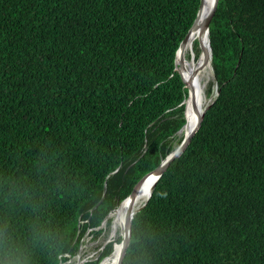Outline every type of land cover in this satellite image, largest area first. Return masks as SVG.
I'll list each match as a JSON object with an SVG mask.
<instances>
[{"label": "trees", "instance_id": "trees-1", "mask_svg": "<svg viewBox=\"0 0 264 264\" xmlns=\"http://www.w3.org/2000/svg\"><path fill=\"white\" fill-rule=\"evenodd\" d=\"M199 1L0 0V264H72L177 148ZM209 41L218 95L121 264H264V0H218Z\"/></svg>", "mask_w": 264, "mask_h": 264}, {"label": "bare ground", "instance_id": "bare-ground-1", "mask_svg": "<svg viewBox=\"0 0 264 264\" xmlns=\"http://www.w3.org/2000/svg\"><path fill=\"white\" fill-rule=\"evenodd\" d=\"M212 1L213 0H202V7L200 9L199 17L196 19L195 23L191 28L189 35L186 37L182 46L178 50L177 60L175 64L176 71L182 73V75H184L186 78H188V76L194 73V76L192 78L193 90L195 94V104L199 110H202L205 106H207L215 97V92L213 90V86L211 85L212 71L210 70L208 65L200 66L202 62V57H200V46L198 43L199 23L202 20L203 16L210 9ZM210 86H211V91H210L211 95L208 98L205 94L206 91L209 90ZM185 105H186L185 116L187 119V125L189 126V128H191L195 124L196 115L191 110L190 101L185 102ZM185 133H186V129L184 128L180 134L181 137H183ZM149 188H150V179L146 180L142 184L134 204L135 209L140 207L146 201L149 195ZM126 208H127V202L125 201L122 204H120L113 213L109 215L107 220L102 225V228L104 229L106 234V239L109 243L110 242L115 243V238L117 237V235H121L124 232L126 225ZM118 244L115 250L113 251L112 255L101 264H118L117 257L121 247V243L119 245ZM81 254L82 253H80L78 257H75L72 260V264L86 263L89 257L82 258Z\"/></svg>", "mask_w": 264, "mask_h": 264}, {"label": "water", "instance_id": "water-1", "mask_svg": "<svg viewBox=\"0 0 264 264\" xmlns=\"http://www.w3.org/2000/svg\"><path fill=\"white\" fill-rule=\"evenodd\" d=\"M217 1L218 0H213L210 9L207 11V13L203 16L202 20L199 23V28H198V37H199V46H200V57H202V62L200 66H206L208 65L210 70L212 71V75H211V79H212V86H213V90L215 92V97L218 95V88H217V82H216V78L215 75L213 73V69H212V65H211V46H210V41H209V23L214 15L216 6H217ZM202 7V0L199 1V6H198V10L196 12V16L195 19L191 25V27L189 28L187 34L185 35V37L183 38V40L180 42L176 53H175V58H174V65L176 64V60H177V54H178V50L180 49V47L182 46L183 42L185 41L186 37L189 35L191 28L193 26V24L195 23L196 19L199 17V13H200V9ZM176 70V68H175ZM178 72V71H177ZM181 76L182 74L180 72H178ZM193 76L194 73H192V75L188 76V78L185 80L186 82V88H187V96L186 99L184 100L183 104L185 105V102L190 101V105H191V110L192 112L196 115V121L195 124L189 128V126L187 125V119L184 113V118H185V124L182 126V128L176 133L178 138L181 137V132L182 130L185 128L186 129V133L185 135L181 138V142L180 144L177 146V148L175 150H173L171 153H169L164 159H162L161 163L158 165V167H156L153 171H151L150 173H148L147 175H145L137 184V186L134 188V190L127 196L126 199H124L120 204H122L123 202H127V208H126V225H125V229L123 234L120 235L121 237V247L118 253V257H117V261L118 264L122 263V260L125 256L126 250L128 248L129 242H130V237H131V224H132V220L133 217L142 209L145 207V205L147 204L148 200L151 197V194L153 192V189L156 185V183L159 181V179L161 178V176L163 175V173L166 171V169L169 167V165L171 164V162H173L175 159L179 158L180 155L185 151V149L187 148V146L190 144L191 139L193 138V136L195 135V133L197 132V130L199 129V126L203 120V116L205 111L207 110V108L210 107V105L213 103L214 99L207 105L205 106L202 110H199L196 107L195 104V94H194V90H193ZM185 110H186V105H185ZM120 168H118L116 171H114L112 174L116 173ZM111 174V175H112ZM150 179V188H149V195L146 199V201L138 208H134V204L135 201L137 199L138 196V192L142 186V184L146 181ZM97 206H95L92 211L96 208ZM110 213L107 215V217L104 219V221L101 223V225L97 228V230L101 229L102 225L104 224V222L107 220V218L109 217ZM109 244L108 241L105 242V244L102 246L103 248ZM81 253V245L77 251V254L74 257H78ZM73 257V258H74ZM67 263H72V259L69 260ZM62 264V263H60Z\"/></svg>", "mask_w": 264, "mask_h": 264}, {"label": "rangeland", "instance_id": "rangeland-1", "mask_svg": "<svg viewBox=\"0 0 264 264\" xmlns=\"http://www.w3.org/2000/svg\"><path fill=\"white\" fill-rule=\"evenodd\" d=\"M210 91H211V86L209 87V90H207L206 91V94H205L208 98L211 95V92ZM180 138H182V137H180ZM99 230H97V228L95 229V231L98 232L96 234L90 233L92 230H89V231L86 232V234L83 237L82 244H81V253H82L81 254V257L82 258L89 257V259L87 261H96L99 258V255H100L101 251L103 250V247L102 246L107 241L106 234H105L104 229L101 227V229H99ZM119 236L120 235H117V237L115 238V240ZM116 246H117V242L113 243V249H115ZM74 258H72V260Z\"/></svg>", "mask_w": 264, "mask_h": 264}]
</instances>
